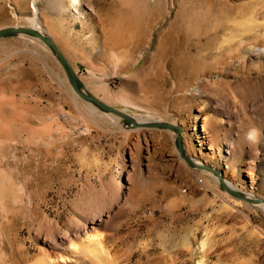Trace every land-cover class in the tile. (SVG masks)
<instances>
[{
  "label": "rangeland",
  "instance_id": "1",
  "mask_svg": "<svg viewBox=\"0 0 264 264\" xmlns=\"http://www.w3.org/2000/svg\"><path fill=\"white\" fill-rule=\"evenodd\" d=\"M33 23L95 96L264 198V0H0V28ZM91 107L41 40L0 39V264H264L260 205Z\"/></svg>",
  "mask_w": 264,
  "mask_h": 264
},
{
  "label": "water",
  "instance_id": "2",
  "mask_svg": "<svg viewBox=\"0 0 264 264\" xmlns=\"http://www.w3.org/2000/svg\"><path fill=\"white\" fill-rule=\"evenodd\" d=\"M19 35H27L36 39L41 40L52 52L53 56L57 59L62 69L65 72L67 80L73 89V92L83 99L88 104L94 106L97 110L111 114L123 120V124L129 128H161L167 129L175 132L176 138L175 143L177 149L180 152V155L183 159H185L192 167L200 170H205L211 174H213L218 180L219 185L222 190L227 191L234 197H237L245 202L251 204H264V198L256 196L250 197L247 196L245 191H242L238 188H234L228 184V179L225 177V171L223 169H219L208 165L202 161L196 160L194 157H191L187 154L185 149V142L183 133L185 132L182 125L178 123H172L164 120H137L135 115L128 111V109H121L115 106H112L97 96H95L86 86L84 81L79 76L78 72L75 70L72 63L69 61L67 56L63 53V51L59 48L54 39L46 32L36 27H24V26H5L0 28V39L15 37Z\"/></svg>",
  "mask_w": 264,
  "mask_h": 264
},
{
  "label": "bare ground",
  "instance_id": "3",
  "mask_svg": "<svg viewBox=\"0 0 264 264\" xmlns=\"http://www.w3.org/2000/svg\"><path fill=\"white\" fill-rule=\"evenodd\" d=\"M73 5L75 6V3H80V0H72ZM84 2V1H83ZM77 8V7H76ZM36 21V20H34ZM32 27H36L38 29H40V26L37 23H33ZM258 51L264 52L263 48H259ZM193 92H195L196 94H198V92H200V88L199 86H197L196 88H194ZM92 108V107H91ZM94 111H96L95 108H92ZM137 120H144V121H148V120H155L154 118H152L150 115H142V116H135ZM161 120V119H160ZM139 129V128H138ZM142 129V128H141ZM139 131V130H137ZM254 131H250L249 134L251 135ZM175 135V134H174ZM184 135V133H183ZM184 137V136H183ZM176 138V137H175ZM185 142V141H184ZM183 159V158H182ZM199 161V160H198ZM183 163V162H182ZM184 164V163H183ZM186 166V164H185ZM191 170V169H190ZM197 174V173H196ZM228 184L234 188H238L237 186H235L231 181L227 180ZM218 184V183H217ZM239 189V188H238ZM227 193V192H226ZM247 196L250 197H256L255 194H253L252 192H245ZM229 201V200H228ZM260 206L264 209V204H260Z\"/></svg>",
  "mask_w": 264,
  "mask_h": 264
}]
</instances>
